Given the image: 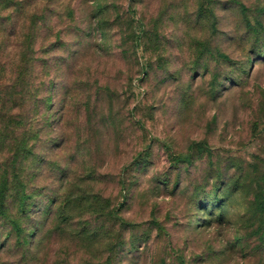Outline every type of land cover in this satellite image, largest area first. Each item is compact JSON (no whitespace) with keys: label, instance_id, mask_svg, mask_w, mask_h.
Listing matches in <instances>:
<instances>
[{"label":"rangeland","instance_id":"1","mask_svg":"<svg viewBox=\"0 0 264 264\" xmlns=\"http://www.w3.org/2000/svg\"><path fill=\"white\" fill-rule=\"evenodd\" d=\"M97 1L0 0L10 129L41 135L8 173L28 205L0 223V264H264V0H101L100 28ZM53 80L67 132L45 163Z\"/></svg>","mask_w":264,"mask_h":264},{"label":"trees","instance_id":"2","mask_svg":"<svg viewBox=\"0 0 264 264\" xmlns=\"http://www.w3.org/2000/svg\"><path fill=\"white\" fill-rule=\"evenodd\" d=\"M95 2V0H92ZM109 9L107 8L104 3H101V0L97 1V4L93 7V10L91 11V14L89 17H97V23H99L98 27L100 28L101 22L103 20V17H109ZM123 17V16H120ZM129 17V16H128ZM92 20V19H91ZM248 25L251 29L255 30L256 32L259 31V25L260 22H258V25H254L251 20H248ZM37 24V22H36ZM34 33V32H33ZM104 38V37H101ZM25 55L23 56V59L21 61L15 62L14 65H16L18 73H20L21 65L25 61ZM33 65V73H34V56H33V62L31 61L29 66ZM61 65V64H59ZM63 69V65L60 66V69ZM13 69V71H15ZM56 70H60L58 67H55ZM59 75V74H58ZM19 76V77H18ZM23 76L21 73L20 75L17 74L16 77H14L13 82L11 84H5L4 89L0 90V153L3 151V155L0 157V223L6 219V217H12V214H16V211H14V207H11V200L13 199V203L17 204V210H21L26 208L28 205V194L26 192V187L21 189H18V185L22 183V180L20 179V175H8V173H24L26 172V169H24L26 166L27 170L29 169V166L27 167V162L34 156L38 151L36 150V143H33V139L36 138L38 140L41 138L40 132L34 130L33 127H30L27 129V132L25 136L21 139V142L19 143L18 137L14 139V133H12V130L10 129V119L12 117L10 116V113L12 109L14 108V105H11L9 107L10 102H15V91L19 89V86L23 84V79L20 77ZM60 76L62 75V71L60 73ZM64 79V78H63ZM53 82V83H52ZM51 83V87L45 86L42 88L44 91L38 99V103H36V106L38 108V113L41 116L42 123L44 122L45 125L50 126L51 128L54 127L53 133H51L48 137V134L51 132V130L46 132L45 139L42 140V146L44 145V150L47 149V147L53 146L49 151H44V153H40L38 157L43 156L44 158L41 159V162H48L51 155L54 154L56 151H54L56 145L58 146L57 142L60 141V133L63 131L64 133L67 132L66 128V120L62 117L61 119V128L58 130L57 126L59 124H55L53 121H55V112L54 107L55 103H57V100L55 98L56 94V80H53ZM71 84L67 79H64V83H62V87H66V91L61 98L63 100V112L66 110V96L69 91H71L72 87H70ZM48 87V88H47ZM33 88H34V80H33ZM46 90V91H45ZM37 99V98H36ZM67 114L64 113V117ZM27 124V121H26ZM18 128H21L18 126ZM17 129V127H15ZM33 129V131H32ZM19 133V132H18ZM62 137V136H61ZM65 140V139H64ZM47 146V147H46ZM63 147V146H62ZM39 150V149H38ZM37 151V152H36ZM189 160V159H188ZM14 189H18V191H15L12 193ZM6 221V220H4ZM13 223L9 224L11 227V231L18 229H21V223L14 218H12ZM16 221V222H15ZM15 222V223H14ZM5 224V222L3 223ZM25 234V233H24ZM237 237V236H236ZM26 234L23 237L22 244H26ZM30 244H33V241L29 242Z\"/></svg>","mask_w":264,"mask_h":264}]
</instances>
